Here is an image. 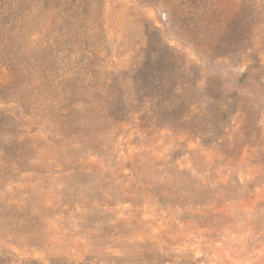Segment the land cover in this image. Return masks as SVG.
<instances>
[{"label":"rangeland","instance_id":"rangeland-1","mask_svg":"<svg viewBox=\"0 0 264 264\" xmlns=\"http://www.w3.org/2000/svg\"><path fill=\"white\" fill-rule=\"evenodd\" d=\"M0 264H264V0H0Z\"/></svg>","mask_w":264,"mask_h":264},{"label":"trees","instance_id":"trees-1","mask_svg":"<svg viewBox=\"0 0 264 264\" xmlns=\"http://www.w3.org/2000/svg\"><path fill=\"white\" fill-rule=\"evenodd\" d=\"M92 90H94V89L93 88L90 89V93L91 94H92ZM93 104H94V101H93ZM110 104H111V97L105 96V98L102 100V102L97 106V108H98V111L97 112H100L102 115L105 114V117H106V114L109 112ZM36 116H37V114H35L34 116L28 115V117H31V119H36ZM90 118H91V116H90ZM83 128H85V129H83ZM83 128H80L79 131L81 129H83L82 132L85 133L86 130H90L87 127H83ZM144 191H145L144 188H139V193L138 192L137 193H138L139 196H143V195H145L144 194Z\"/></svg>","mask_w":264,"mask_h":264}]
</instances>
